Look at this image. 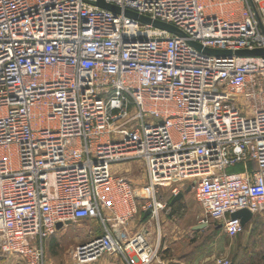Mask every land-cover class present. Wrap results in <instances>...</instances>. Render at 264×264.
Returning <instances> with one entry per match:
<instances>
[{"label": "built area", "instance_id": "built-area-1", "mask_svg": "<svg viewBox=\"0 0 264 264\" xmlns=\"http://www.w3.org/2000/svg\"><path fill=\"white\" fill-rule=\"evenodd\" d=\"M97 1L0 0V264H56L46 241L80 220L102 228L72 251L81 264H155L160 223H130L159 222L175 180L231 237L233 212L264 216V55L237 54L264 49V0ZM137 160L142 190L113 170Z\"/></svg>", "mask_w": 264, "mask_h": 264}, {"label": "rangeland", "instance_id": "rangeland-1", "mask_svg": "<svg viewBox=\"0 0 264 264\" xmlns=\"http://www.w3.org/2000/svg\"><path fill=\"white\" fill-rule=\"evenodd\" d=\"M243 167L233 166L228 168V173L242 171ZM115 174L127 179L137 189H146L149 181L146 174L145 164L142 161H127L113 166ZM186 181L175 180L174 182L159 186L157 198L162 202L167 201L170 210L164 209L157 218L145 212L134 218L130 227L139 230L147 222H150V229L156 236L159 233V223L162 235V249L160 257L155 264H214L217 257H225L237 264H264V216L259 215L258 224L253 225L240 235L229 236L220 225L209 220L205 222V212L197 201L195 189ZM177 187L180 192L185 193L184 197L171 204L174 197L173 190ZM151 194L145 195L144 200L151 199ZM153 218V219H152ZM204 220V221H203ZM197 226H201L196 228ZM102 228L97 221H86L74 223L72 226H65L58 233L49 237L46 248L48 257L56 264H81L74 259L72 251L74 248L91 239L90 233H101ZM48 245V246H47ZM108 264H125L118 256L106 255ZM107 258H101L91 264H103ZM5 264H26L19 258L8 255L4 259ZM107 261V260H106Z\"/></svg>", "mask_w": 264, "mask_h": 264}, {"label": "water", "instance_id": "water-1", "mask_svg": "<svg viewBox=\"0 0 264 264\" xmlns=\"http://www.w3.org/2000/svg\"><path fill=\"white\" fill-rule=\"evenodd\" d=\"M97 5L101 6V7H104V8H107L111 11H114V12H119L120 11V8L116 5H113V4H110V3H107L105 0H98L97 1ZM128 15H131V16H136V14L132 13V12H127ZM155 25L161 27V28H164V29H167L171 32H177V28L170 25V24H166V23H163V22H155ZM194 45H196L197 47H201L199 44L197 43H194ZM213 53L215 54H230L231 52H219V51H213ZM237 54H240V55H264V49H255V50H240L237 52ZM192 189V186L189 187V189L187 191H190ZM185 193L183 192H180L178 194H176L172 201H171V204H175L177 201L181 200L183 197H184ZM150 214V211H147L145 213V217H147L148 215ZM231 217L234 218V219H241L242 221V224L245 226L253 217V213L248 210V209H240V210H237L235 212H233L231 214ZM63 227V223H58L57 225V228L60 229ZM201 226H197L196 228H199Z\"/></svg>", "mask_w": 264, "mask_h": 264}, {"label": "crops", "instance_id": "crops-1", "mask_svg": "<svg viewBox=\"0 0 264 264\" xmlns=\"http://www.w3.org/2000/svg\"><path fill=\"white\" fill-rule=\"evenodd\" d=\"M258 216H259V214H255V215H253V217H252V219L245 225V230L247 229V227H249L250 229L253 227V225H255V219L256 218H258ZM86 221H90V220H80V221H78V222H73V223H70L68 226H73L74 225V223H82V222H86ZM62 228H60L59 230H61ZM59 230H58V232H59ZM160 230H161V228H160ZM244 230V231H245ZM57 232V233H58ZM55 235V234H54ZM90 235H91V239H93L95 236H97V234H93V232L92 233H90ZM91 239H89V240H91ZM48 240L46 241V244H48ZM87 242V241H86ZM85 243V242H84ZM48 246V245H47ZM47 249V248H46ZM47 253H48V249H47ZM108 256V255H107ZM102 258H107L106 260H104L103 261V264H108V262H110L109 261V259H108V257H106V256H104V257H102ZM124 262V261H123ZM101 264H102V262H101ZM126 264V263H125Z\"/></svg>", "mask_w": 264, "mask_h": 264}, {"label": "trees", "instance_id": "trees-1", "mask_svg": "<svg viewBox=\"0 0 264 264\" xmlns=\"http://www.w3.org/2000/svg\"><path fill=\"white\" fill-rule=\"evenodd\" d=\"M210 220H212V221H214V222H216L218 224V222L216 220H214V219H210ZM259 221H260L259 218H256L255 219V224H258L257 222H259ZM262 259L264 260V254L262 256ZM232 264H237V263H235L234 261H232ZM246 264H248V263H246ZM250 264H255V263L253 262V263H250Z\"/></svg>", "mask_w": 264, "mask_h": 264}]
</instances>
